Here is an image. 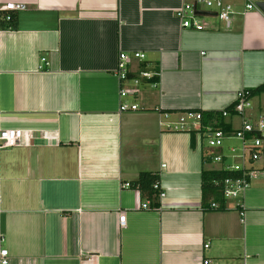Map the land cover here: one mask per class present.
Segmentation results:
<instances>
[{
    "label": "crops",
    "instance_id": "crops-1",
    "mask_svg": "<svg viewBox=\"0 0 264 264\" xmlns=\"http://www.w3.org/2000/svg\"><path fill=\"white\" fill-rule=\"evenodd\" d=\"M226 1L229 27L204 10L195 31L175 16L182 0H0L26 6L12 14L14 29L0 25V129L22 130L28 145L0 151L8 264H264V176L204 209L202 173L222 170L210 155L236 164L240 143L211 150V127L170 126L264 84V15ZM119 53L145 55L129 65L138 86L115 75ZM156 70L157 83L139 77ZM121 102L139 110L119 113ZM250 103L246 118L264 120V94ZM224 122L234 132L242 118ZM142 173L159 177L157 210L123 187Z\"/></svg>",
    "mask_w": 264,
    "mask_h": 264
},
{
    "label": "built area",
    "instance_id": "built-area-1",
    "mask_svg": "<svg viewBox=\"0 0 264 264\" xmlns=\"http://www.w3.org/2000/svg\"><path fill=\"white\" fill-rule=\"evenodd\" d=\"M244 3V14L252 10H258L255 2L259 0H242ZM26 6L16 3H6L0 6V14L5 22H10L12 14L23 12ZM213 12L215 16L226 27L231 24L232 16L234 15V7L226 0H182L180 9L175 12L176 18L180 21L183 29H194L195 31H202L204 26L196 21L197 11ZM144 61L145 55L142 53H133L131 56L126 53H119L116 64L115 75L120 83L125 85L127 82H132L133 85H139V79L129 77V65L131 61ZM41 63H46V59L42 58ZM44 67L40 65L38 71H43ZM153 74L147 72H140L141 79H151ZM120 98H125L127 92L124 88L120 89ZM247 91L240 90L236 95V100L233 107V112L236 116L242 118L241 127L234 131L231 136H226L223 131L219 129L207 128L206 139L207 146L211 150L221 149L224 141L227 138H234L240 143V150L237 157L240 161L236 164L226 165L224 158L220 155H210V160L214 164L222 166V170L238 172L240 176L237 179H227L223 183L222 195L225 200H237L241 195L245 194L249 189L250 183L257 178L264 176V120L262 118L252 121L246 118L245 113L250 108V99L247 98ZM139 108L136 105H129L121 102L119 105V113L136 112ZM170 115L164 114L165 118ZM223 118L229 116L227 111H222ZM202 115L200 112L185 111L180 113L177 121L173 123L172 128L176 131H200L201 130ZM24 132L20 129H0V151L6 149H13L22 146H28L23 143ZM230 153L235 155V149H231ZM124 188H128L129 184H124ZM154 189L159 190V200L164 197V191L157 183ZM141 209L149 210L148 203H142ZM211 209L218 208L217 204H210ZM244 213H240L243 217ZM126 213H119L118 224L120 228L125 227ZM208 249V245L204 246ZM0 264H8V251L6 249L0 250ZM203 264H209L204 261Z\"/></svg>",
    "mask_w": 264,
    "mask_h": 264
},
{
    "label": "trees",
    "instance_id": "trees-1",
    "mask_svg": "<svg viewBox=\"0 0 264 264\" xmlns=\"http://www.w3.org/2000/svg\"><path fill=\"white\" fill-rule=\"evenodd\" d=\"M6 25L8 28H15V17L12 16L10 22L6 23L4 21L0 22V25ZM159 71L153 73L151 79L148 80L150 83H157ZM247 98L251 100L254 96H259L264 94V84L260 85L254 90L247 91ZM233 107L225 109L231 117L236 116L233 112ZM202 119L201 124L204 126H209L212 129H219L223 131L226 136L232 135V128L229 124L224 122L222 112H201ZM193 135V133H192ZM240 176L238 172H231L225 170H209L202 173V203L204 209H210V204H217L219 207H222L225 204V199L222 195L223 183L227 179H237ZM159 183V177L150 173H142L138 179L129 184V187L136 190L140 196L142 202L148 203L149 210H157L159 205V190L154 189V186Z\"/></svg>",
    "mask_w": 264,
    "mask_h": 264
},
{
    "label": "water",
    "instance_id": "water-1",
    "mask_svg": "<svg viewBox=\"0 0 264 264\" xmlns=\"http://www.w3.org/2000/svg\"><path fill=\"white\" fill-rule=\"evenodd\" d=\"M255 6L264 15V0L256 1ZM196 14H197V16H206L208 13L202 12V11H197Z\"/></svg>",
    "mask_w": 264,
    "mask_h": 264
},
{
    "label": "rangeland",
    "instance_id": "rangeland-1",
    "mask_svg": "<svg viewBox=\"0 0 264 264\" xmlns=\"http://www.w3.org/2000/svg\"><path fill=\"white\" fill-rule=\"evenodd\" d=\"M233 142V144H235L238 148H239V142L237 140H229V139H225L224 144L227 145L228 143Z\"/></svg>",
    "mask_w": 264,
    "mask_h": 264
}]
</instances>
